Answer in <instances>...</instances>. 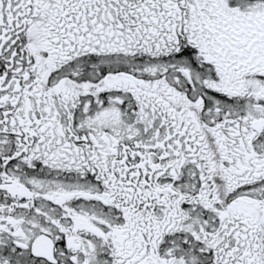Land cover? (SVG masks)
Instances as JSON below:
<instances>
[{
	"label": "snow or ice",
	"instance_id": "snow-or-ice-1",
	"mask_svg": "<svg viewBox=\"0 0 264 264\" xmlns=\"http://www.w3.org/2000/svg\"><path fill=\"white\" fill-rule=\"evenodd\" d=\"M0 264H264V0H0Z\"/></svg>",
	"mask_w": 264,
	"mask_h": 264
}]
</instances>
